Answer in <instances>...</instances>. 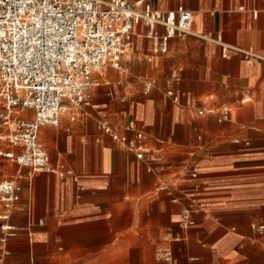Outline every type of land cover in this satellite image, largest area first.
<instances>
[{
	"label": "crops",
	"instance_id": "obj_1",
	"mask_svg": "<svg viewBox=\"0 0 264 264\" xmlns=\"http://www.w3.org/2000/svg\"><path fill=\"white\" fill-rule=\"evenodd\" d=\"M146 3L192 13L191 33L171 39L165 53L156 51L143 24L136 27L128 53L146 47L145 57L155 67L165 57L159 67L171 74L164 79L171 121L201 118L194 123L204 133L198 150L194 157L176 150L187 140L170 141L174 124L165 143L161 123L152 124L150 102L132 104L115 123L100 118L119 133L129 121L144 131L148 149L163 157L152 171L99 132L97 118L95 125L88 123L94 119L90 108L75 122L65 114L55 128L43 126L39 139L57 172L18 167L4 177L21 174L22 191L11 217L17 235L0 243V264H162L156 256L161 247L172 250L177 264H264V62L248 65L242 53L264 54V0ZM124 57L118 67L93 75L99 85L91 88L92 100L103 80L106 95L118 96L121 79L110 83L108 77L113 70L125 72ZM150 78L156 79L146 76L144 82ZM169 90L180 96L179 104L167 96ZM223 108H228L226 119H220ZM188 125L179 130L184 137ZM162 184L168 189L159 191ZM186 206L193 207L195 224L181 229Z\"/></svg>",
	"mask_w": 264,
	"mask_h": 264
},
{
	"label": "built area",
	"instance_id": "obj_2",
	"mask_svg": "<svg viewBox=\"0 0 264 264\" xmlns=\"http://www.w3.org/2000/svg\"><path fill=\"white\" fill-rule=\"evenodd\" d=\"M146 1L0 0L1 157L31 172H57L39 139L40 129L58 126L65 114L75 122L78 114L98 107L90 92L99 85L93 75H103L110 65L118 67L119 59L131 47L136 27L145 25L146 36L159 53L167 51L171 39L191 33L190 11H161ZM157 26L164 29L162 34L156 31ZM242 53L248 65L264 62V54L251 50ZM156 83L154 78L145 80L144 92H150ZM166 94L180 103V96L173 90ZM189 107L199 115L203 113L196 103ZM220 115V119H226L228 108H223ZM96 129L145 162L148 171L163 161L148 149L144 131L134 121L127 122L125 132L119 133L97 118ZM20 175L0 180L2 245L17 235L11 217L22 191ZM167 189L166 184L158 188ZM192 212V206L182 209L181 229L195 224ZM156 256L162 264H177L169 247L157 249Z\"/></svg>",
	"mask_w": 264,
	"mask_h": 264
},
{
	"label": "rangeland",
	"instance_id": "obj_3",
	"mask_svg": "<svg viewBox=\"0 0 264 264\" xmlns=\"http://www.w3.org/2000/svg\"><path fill=\"white\" fill-rule=\"evenodd\" d=\"M149 53L148 49L145 47L142 50L134 48L133 51H130L125 55L122 59V70L125 71L122 74V71H111L108 77V81L110 83L121 79L122 87L119 89V94L116 98L112 100L109 96L106 95V91L108 89V85H106V81H102V86L95 90V96L93 98V104L98 107L90 108L89 110L93 112L94 119H90L93 121L95 125L96 118L106 117V119L110 120L112 123H115L120 119L121 115L119 114L122 110L128 109L132 104L136 108L139 104H144L146 102H150L154 109V122L152 123L154 127H157L159 123H161L162 131L161 137L164 139L165 143L169 142L170 138V129L174 123H172V104L169 102L167 98H165V82L164 79L166 77H170L171 74L166 72L165 67L163 71H160V63H163L165 66V57H159L158 59V67L154 66L153 62H148L145 55ZM127 71V72H126ZM146 76L155 77L157 79V84L155 87L148 93L144 92V79ZM125 95L126 99L124 102H121V97ZM158 98H163L165 100L164 103H160ZM152 100V101H151ZM201 118H185L183 116V122L174 124L175 130L174 135L171 137L170 141L173 143L174 138L176 140H184L186 138L185 146L178 148L176 150H183L187 152L188 157H194L195 151L198 150L197 146L201 140L204 139L203 131H200V127L194 125V123L198 122ZM190 124V125H188ZM79 125V124H75ZM183 125L190 126V130L188 131L186 137H184V133H181L179 130L183 127ZM47 128H55L48 126ZM57 129H60L58 127ZM43 128L41 130L40 138L43 139L44 133ZM201 134V139H198V136ZM168 150L171 148V143L167 145ZM172 149V148H171ZM170 149V150H171ZM193 155V156H192ZM18 170V165L16 163L11 162L10 160L0 156V180L4 177H9L15 175ZM23 172V169H22Z\"/></svg>",
	"mask_w": 264,
	"mask_h": 264
}]
</instances>
